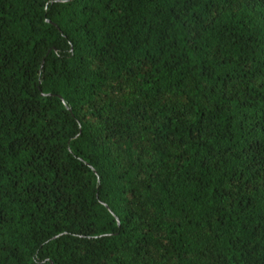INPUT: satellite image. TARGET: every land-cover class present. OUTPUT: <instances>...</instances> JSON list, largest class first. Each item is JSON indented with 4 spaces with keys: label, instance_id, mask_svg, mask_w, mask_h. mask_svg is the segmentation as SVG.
Returning a JSON list of instances; mask_svg holds the SVG:
<instances>
[{
    "label": "trees",
    "instance_id": "1",
    "mask_svg": "<svg viewBox=\"0 0 264 264\" xmlns=\"http://www.w3.org/2000/svg\"><path fill=\"white\" fill-rule=\"evenodd\" d=\"M0 264H264V0H0Z\"/></svg>",
    "mask_w": 264,
    "mask_h": 264
}]
</instances>
